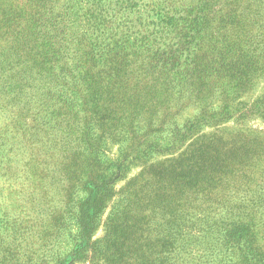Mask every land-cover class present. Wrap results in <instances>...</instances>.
<instances>
[{
	"label": "rangeland",
	"instance_id": "rangeland-1",
	"mask_svg": "<svg viewBox=\"0 0 264 264\" xmlns=\"http://www.w3.org/2000/svg\"><path fill=\"white\" fill-rule=\"evenodd\" d=\"M117 1L102 0L99 7L108 12L109 19L113 17L114 26L129 21V26H137L145 4L166 6L181 14L191 10L196 13L204 6L210 22L183 40L175 37V33L170 34L174 39L169 43L172 55L179 65L178 75L167 80L159 77L157 71H149L150 66L144 61L148 55L143 49L129 48L125 87L122 83L113 85V79L106 84L109 78L102 75L103 86L95 97L102 102H95L94 106L88 103V92L81 85L83 72L73 80L59 69L53 73L38 71L30 66L28 57L19 55L17 43L34 44L30 32L25 31L23 19L17 20L10 32L0 29V264H96L92 263V253L84 241L105 236L108 218L116 213L113 209L121 213L129 203L126 185L144 171L148 174L139 178L143 184L141 192L136 199L129 197L130 201H139L144 216L148 213L155 216V211L178 204L190 205L188 199L178 200L172 193L183 188L225 195V200L220 197L217 209L213 204L208 208L204 204L203 214L209 220L216 214L214 219L229 217V211L240 212V206L249 205L253 198L250 187L243 182H238L237 188L221 189L217 184L219 175L192 171L181 155L190 145L204 143V138L235 132H243L244 140L255 141L247 142V149L261 150L255 145L264 144V120L258 116L241 117L240 112L264 103V5L258 0H141L137 7L131 8ZM21 3L22 0H0L2 6ZM91 4L89 0L86 8ZM53 5L55 12L67 14V42L71 43L67 45L70 53L65 69L73 70L77 63L72 65L69 60L75 57L72 51H79L76 45L84 19H75L78 4L73 0H54ZM255 5L260 7L253 11ZM232 8L237 9L236 17L239 14L243 17L234 22L247 19L243 30L235 24L218 23L220 13L231 14L228 10L233 11ZM256 22L262 27L254 26ZM246 30L251 32L245 34ZM18 33L20 36L14 37ZM254 49L258 58L252 56ZM229 50L245 54L249 51L252 57L249 64L252 73L239 89L235 88L236 80L226 76V70L220 67L225 60L234 58L232 53L228 54ZM72 75L78 74L72 71ZM163 82L165 85H161ZM111 100L117 102L116 108L102 128L98 115L105 112L102 114L107 116L112 109ZM97 104L101 113L95 108ZM92 109L97 115L91 113ZM88 140L98 144L95 157L84 151ZM147 145L155 149L151 148L140 161H134L132 158L137 154L133 150L137 146L144 150ZM244 154L242 159L249 162L251 153ZM201 158L204 164V153ZM121 162L125 168L111 181V194L95 200L94 190L84 185L89 173L87 164H98L111 179L117 172L111 164ZM178 164L179 168L162 172ZM236 170L239 179H243L239 174H252L244 167ZM232 177L233 174L222 178L227 182ZM258 186L262 189L264 182L252 184L253 189ZM94 208L98 214L84 230L85 222L89 221L87 216ZM142 223L143 220L136 225L139 233ZM152 225L148 227L154 228ZM249 227H252L251 246L264 254V214L257 216ZM212 243L209 238L208 248ZM221 249L225 250L223 246L217 250ZM204 253L207 257L208 252Z\"/></svg>",
	"mask_w": 264,
	"mask_h": 264
},
{
	"label": "trees",
	"instance_id": "trees-1",
	"mask_svg": "<svg viewBox=\"0 0 264 264\" xmlns=\"http://www.w3.org/2000/svg\"><path fill=\"white\" fill-rule=\"evenodd\" d=\"M21 5H7L0 4V29H6L7 32L16 25V21L23 19L25 21L27 33L30 32V37L34 40L32 46L26 45L23 42L17 43L15 49L19 51V55H25L30 61V66L36 68L38 71L53 73L59 69L61 73H65L73 80L81 76L83 72V79L81 85L84 86L85 91L88 92L90 100L88 103L95 105L102 101L96 100L98 89L102 88L103 81L100 79L105 75L109 78L106 84L115 80L112 84H123L125 87L126 68L128 67L127 56L129 48H141L147 54L146 56V70L149 69L152 73L157 71L159 77L167 80L170 76L178 75V61L172 55V49L169 43L174 40L169 37L171 33H175V37L180 40L189 38L191 33L196 34L200 32L205 26L209 24L208 14L204 10V6L198 9L196 13L191 11L175 12L166 6L144 5V9L139 15L137 26H129L131 22H120L114 26L112 17L109 19L108 12L99 8L102 0H90L92 4L86 8L89 0H73L78 4V11L75 19H84L83 32L78 38L76 47L79 49L76 52L72 51L75 56L69 61L74 65V69H65L68 61V54L70 53L67 45L69 33H66L67 26L65 17L66 12L54 11V0H22ZM141 0L134 2L133 0H121L116 3L135 8L140 4ZM257 0H255L256 2ZM260 4L264 5V0H258ZM95 5V6H94ZM206 6V5H205ZM123 7V6H122ZM260 6H253V11L259 9ZM231 14L224 12L220 13L218 19L219 24H235L241 27V30L247 27V19H240L239 22H234L242 15H236L237 9L232 8ZM81 13V14H78ZM253 14V13H252ZM145 18L142 22L141 18ZM243 18V17H242ZM259 21V20H258ZM76 22V20H75ZM259 28L258 22L254 24ZM121 27V30H118ZM138 27V29H135ZM25 31L23 33H25ZM251 32L245 31V34ZM26 33V34H27ZM20 36V33L14 37ZM32 35V36H31ZM21 38V37H20ZM77 38H75L76 40ZM193 39V38H192ZM235 39L240 42L238 36ZM23 40V39H22ZM26 40V38H25ZM28 41V40H26ZM249 41V40H247ZM180 42V41H179ZM30 43V42H29ZM245 43V41L243 42ZM261 44V43H260ZM258 44V45H260ZM248 47V46H247ZM232 51L229 50L228 54ZM235 53H238L235 55ZM249 51L245 54L241 50L233 52L231 61L225 60L220 67L226 70V76L232 80H236L235 88L239 89L244 86L252 67V57L249 56ZM252 56L258 58L255 54V49L251 51ZM233 60V61H232ZM254 62V61H253ZM144 64L142 65V67ZM148 68V69H147ZM177 69V70H176ZM77 72V76L72 75ZM111 77V78H110ZM161 85H165L164 82ZM160 85V88H161ZM122 86V87H123ZM109 94L108 87L105 86ZM163 88V87H162ZM114 89V86L111 87ZM106 92V94H107ZM85 100V104H86ZM114 103V104H113ZM115 103L112 100L109 105L112 109L107 116L103 115L98 108L100 104L96 105L100 126L107 120H111L109 116L114 113ZM254 108H248L245 112H240L241 117L258 116L264 120V103L256 104ZM224 108H228L227 106ZM91 113L97 115L92 109ZM216 136V137H215ZM243 132H235L234 134L222 136L214 135L209 138H204V143H194L190 145L182 153L184 160L188 161L187 168L192 171L200 170V173H208L219 175L217 184L221 185V189L235 187L238 182H243L246 187H250V192L253 198L249 201V205L240 206V212L229 211V217L222 215V218L214 216L209 220L203 214L206 212L204 204L207 203V208L213 204L215 209L221 204L220 197L225 200V195L222 193L209 192L206 189L199 190L198 188H188L172 192L178 200L184 198L189 200L185 206L178 204L171 207V209H161L156 212L155 216L150 213L145 216L142 215V209L139 208V201H130L129 197H134L141 192V181L144 171L141 176L131 180L125 187L128 195V205L121 213H112L108 218V231L105 236L96 241L88 238L84 243L87 244L88 251L92 253V263L96 264H264V254L257 252V248L253 249L250 244L252 240L253 221H256L257 216L264 214V186L261 189L252 188V184L257 185L258 181L264 182V144H256L260 151L255 152V148L247 149V142H255L250 138L244 140ZM184 136L181 135V139ZM87 147L85 152L90 156L95 157L98 154V144L86 142ZM153 145L145 146L141 150L137 146L133 151L137 154L133 157L134 161H140L146 157ZM257 148V147H256ZM204 153V164L201 155ZM244 153H251L248 159H242L246 155ZM228 155V156H227ZM231 159V161L229 160ZM243 161H242V160ZM125 159H123V162ZM116 167V173L109 179L105 170H102L98 164H87L89 170L84 182L85 187L92 188L95 192V200L99 201L101 196L111 194V181L117 178L118 173L124 171V163L111 164ZM178 165H170L164 169L175 170L179 168ZM96 167V171L93 169ZM244 167L245 170L250 171V176L239 174L243 179H239L236 168ZM147 168V167H146ZM146 170H149L148 168ZM197 172V171H196ZM231 181H224L222 177L225 175H232ZM153 176H156L155 173ZM242 180V181H240ZM156 184H160L159 177L156 179ZM220 189V190H221ZM163 190L165 188L163 187ZM219 191V189H218ZM190 208V209H189ZM189 209V214L187 213ZM99 210V209H98ZM194 210H198L194 213ZM236 211L239 208L236 207ZM187 213V214H186ZM218 213V212H217ZM98 212H94L87 216L89 221L85 222V228H89L92 218L96 217ZM184 215H186L184 218ZM154 217L155 220H150ZM256 217V218H255ZM143 220V228L141 233L137 230L136 225ZM153 224L154 228H149L148 225ZM92 228V226H91ZM123 229V230H121ZM86 231H84L85 234ZM139 233V234H138ZM211 238L213 243L208 248L207 241ZM225 250H217L220 247ZM205 251L208 253L205 257ZM255 251L257 253H255ZM99 261H102L99 263Z\"/></svg>",
	"mask_w": 264,
	"mask_h": 264
}]
</instances>
